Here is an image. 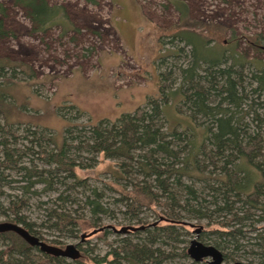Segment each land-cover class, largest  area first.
Returning <instances> with one entry per match:
<instances>
[{"label":"trees","instance_id":"obj_1","mask_svg":"<svg viewBox=\"0 0 264 264\" xmlns=\"http://www.w3.org/2000/svg\"><path fill=\"white\" fill-rule=\"evenodd\" d=\"M15 3L25 8L36 32H47L56 24L65 32L69 29L63 11L48 0ZM176 7L182 17L187 16L185 3L177 2ZM0 11H5L1 4ZM4 32L0 22V35ZM177 36L189 51L186 47L173 51L174 57L186 60L160 72L158 96L149 97L144 107L133 112L96 124H75L62 115L66 126L61 142L54 133L48 135L46 127L18 135L16 121L10 117L14 104L7 102V88L0 89L4 118L0 122V216L40 237L39 225L23 213L24 208L33 196L55 190L56 183L70 182L55 200L39 201L40 207L51 203L44 207L48 227L66 231L70 238L104 227L96 234L110 247L101 254L96 245H80V257L68 260L42 252L15 231H0V264H187L183 260L190 259L191 240L180 229L183 221L192 220L206 221L209 229L201 230L199 240L219 248L225 261L264 264V112H260L264 109V59L250 61L255 69L248 75V61L236 51V42L211 45L212 37L195 30L180 31ZM256 36L262 40L263 35ZM165 59L160 57V68ZM7 67L13 69L9 77ZM17 67L0 60V74L9 82L15 80ZM27 74L34 77L31 67ZM176 102L185 104L194 126L179 131L168 124L164 106ZM77 112L82 115L78 108ZM20 138L29 144L19 146ZM86 151L118 160L106 187L120 194L115 200L125 206V226L138 229L121 233L126 235L117 238L116 244L108 241L111 228L103 224V216L114 213L103 202L105 190L76 172L86 168L78 157ZM16 182L20 185L9 194L5 208V188ZM80 202L84 207L74 208ZM156 206L161 209L151 222L143 213ZM51 243L62 245L58 240ZM248 244L259 249L248 251ZM251 254L256 259H248ZM190 264L209 262L191 260Z\"/></svg>","mask_w":264,"mask_h":264},{"label":"rangeland","instance_id":"obj_2","mask_svg":"<svg viewBox=\"0 0 264 264\" xmlns=\"http://www.w3.org/2000/svg\"><path fill=\"white\" fill-rule=\"evenodd\" d=\"M48 2L63 11L64 18L69 22L66 32L60 24L52 26L47 32H36L25 8L16 4L15 0H0L5 8L4 12L0 11V22L5 29V34L0 35V60L6 59L19 66L13 82L7 81L0 74V89L7 88V102L14 104L10 117L16 121L15 129L21 136L27 135V129L38 132L48 128L47 134L54 133L56 141L61 142L66 126L62 115L75 124L87 125L96 124L102 119L114 120L124 113L144 107L149 97L159 95L160 72H167L175 63L186 60L172 55L176 47L189 49L177 36L180 31H202L213 38L211 45L213 41L236 42V51L248 61L245 67L248 75L255 69L250 61L264 59V0ZM177 2L187 5L186 17H182L176 7ZM256 35H263L262 40L257 39ZM255 42L259 43V47ZM161 56L166 57L162 68L159 67ZM28 67L34 71L33 78L27 74ZM5 73L9 77L13 69L7 67ZM165 84H169V81L165 80ZM77 108L82 111L81 116H77ZM260 112L263 113L264 109ZM189 113L182 103L164 106L168 124L179 131L194 126ZM0 122L4 123L2 115ZM23 144H29V141L20 138L18 145ZM78 157L86 168H77V174L87 178L91 185L105 190L103 202L114 212L103 216V224L118 229L127 225L122 213L125 206L115 200L120 196L119 192L106 187V183L111 181V172L118 166V160L106 158L103 154L94 156L87 151ZM69 183H56L53 186L55 190L33 196L23 213L39 225L40 237L50 244L52 240H58L62 242L59 247L64 248L70 243H79V249L80 245H96L98 252L106 253L110 247L97 234L81 242L82 235L92 229L70 238L66 231L49 228L50 223L45 222L47 217L44 207H50L51 203L40 207L39 201L55 200L58 192L68 189ZM11 185L5 188L2 198L5 208L9 206V194L16 193L14 188L20 183ZM38 187L43 189L44 186ZM207 198L211 199V196ZM78 206L84 207V203L80 202L74 208ZM160 209L158 206L147 209L143 216L151 222L156 221ZM1 221H6V218L0 216ZM205 223L203 220H192L189 223L183 221V229L180 230L182 234L187 231L184 237L190 241L196 236V227L209 229ZM261 225L257 224L258 227ZM110 230L108 241L115 242L117 238L126 235L112 228ZM255 234L252 232V235ZM247 249L251 251L259 248L251 244ZM250 258L255 256L251 254ZM190 259L183 262L190 264ZM239 261L250 263L246 259Z\"/></svg>","mask_w":264,"mask_h":264},{"label":"water","instance_id":"obj_3","mask_svg":"<svg viewBox=\"0 0 264 264\" xmlns=\"http://www.w3.org/2000/svg\"><path fill=\"white\" fill-rule=\"evenodd\" d=\"M264 48V46H263ZM189 223V222H186ZM191 224V223H190ZM194 226V225H193ZM195 227V226H194ZM104 227L100 229H96L88 234H83L81 237V242L85 240L86 237L92 236L96 234L98 231L103 230ZM114 231L119 233H126L128 230H137L138 227L135 226H124L118 229L115 226H109ZM143 228V227H140ZM202 226L196 227L194 229L196 236L191 239L190 244L188 246V254L189 256L197 262L206 260L209 264H250L243 261H236L234 263L225 261L223 252L214 245L205 244L201 240H199V233L202 230ZM15 231L20 234L28 243L33 246H39L40 250L44 253H48L55 256H62L69 258L71 260H75L80 257L81 250L79 249L78 244H68L66 247L62 248L53 244H50L40 237L32 234L26 228H24L21 224L10 222V221H1L0 222V231Z\"/></svg>","mask_w":264,"mask_h":264}]
</instances>
